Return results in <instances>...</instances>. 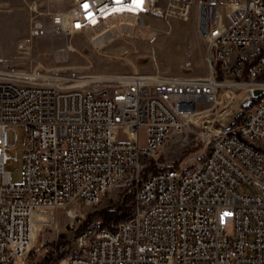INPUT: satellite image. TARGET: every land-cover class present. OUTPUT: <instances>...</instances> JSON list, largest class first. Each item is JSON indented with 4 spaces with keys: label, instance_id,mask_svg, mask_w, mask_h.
<instances>
[{
    "label": "built area",
    "instance_id": "built-area-1",
    "mask_svg": "<svg viewBox=\"0 0 264 264\" xmlns=\"http://www.w3.org/2000/svg\"><path fill=\"white\" fill-rule=\"evenodd\" d=\"M170 2L190 12V1ZM162 13L159 0H72L48 21L33 19L31 35H83L95 47L94 38L133 36ZM203 36L205 77L134 68L93 79V64L71 74L0 66V264H25L36 224L57 225V210L107 196L129 199L128 215L112 226L99 216L83 230L73 224L72 243L57 250L59 258L264 264V0H217ZM224 90L250 99L228 128L209 136L202 163L147 172L171 135L205 114L200 104H222ZM17 126L25 131L22 183L8 169L17 159Z\"/></svg>",
    "mask_w": 264,
    "mask_h": 264
},
{
    "label": "rangeland",
    "instance_id": "rangeland-1",
    "mask_svg": "<svg viewBox=\"0 0 264 264\" xmlns=\"http://www.w3.org/2000/svg\"><path fill=\"white\" fill-rule=\"evenodd\" d=\"M187 1L191 2L187 16L182 14L180 5L170 0H159L162 15L147 17L146 25L136 27L133 36L120 37L101 49L95 48L83 35L69 39L64 37L65 42L69 41L76 50L58 53L57 45L63 41L62 37H32V21L35 18L50 20L53 14L68 10L72 0H0V66L26 70L40 67L71 74L73 70L85 71L83 66L93 64L94 73H104V76L128 73L137 68L141 72L159 70L172 76L205 77L209 74V66L208 46L203 32L208 23L209 10L217 0ZM235 94L237 100L242 99L241 95ZM224 104L223 92L222 104L216 110H210L208 104H200L198 108L206 110L205 114H208L218 111ZM236 106L233 104L225 114H234ZM205 121V118H201L191 123L185 131L171 135L160 157L153 161L149 169L162 170L172 166L194 169L199 166L209 149V137L202 133L203 130L209 131L210 123L201 128ZM15 130L18 142L11 152L17 155V159L8 169L15 183H22L25 131L22 126H17ZM13 135L10 132L12 142ZM141 145L142 148L146 147L144 129L141 132ZM120 205L115 198L107 196L98 205L72 202L65 209L57 210L54 220L57 225L38 224L36 247L29 251L25 264H44L46 256H52V253V264H59L65 257L59 258L58 249L53 250L51 244L63 239L69 240L67 245H70L75 235L73 224L79 229L83 225L77 224L78 217L90 221L98 217L99 212ZM76 215L78 217L74 218Z\"/></svg>",
    "mask_w": 264,
    "mask_h": 264
},
{
    "label": "bare ground",
    "instance_id": "bare-ground-1",
    "mask_svg": "<svg viewBox=\"0 0 264 264\" xmlns=\"http://www.w3.org/2000/svg\"><path fill=\"white\" fill-rule=\"evenodd\" d=\"M111 37L112 36H108V37H105V38H94L93 44L95 45V47L97 49H101V48H103L105 46L106 43H108L109 41L112 40ZM62 40L63 41L61 42V44L57 45V52L60 53V52L73 51V49L71 47L67 46L64 37H62ZM83 67H85V66H83ZM102 74H104V73H100L98 75L94 74L93 75V79H96V78L102 79V78H105V77H107L109 79H113L112 77L104 76ZM224 98L226 100V104H224L218 111H215L213 113L203 114V115H197V116H194V117L191 118V120L194 123L197 120L201 119V118H203V119L205 118L206 121L203 122V124L201 125V128H202L203 125H206V124L210 123L209 131L208 130L207 131L203 130L202 134L205 137H209L211 134L217 133L220 128L216 125V122H218L219 120H222V119L226 118L227 116H229L228 113H227L228 115L225 114V113L228 112V110L232 107L233 104L238 105V103L241 101V99L240 100L236 99V94H235V92L233 90H224ZM240 111L241 110H239V112L236 114V116L240 113ZM70 213H71V210H70ZM37 227H38V224H36L35 229H34L33 241L31 243L30 250L32 249V247H36V229H37ZM59 264H68V261L66 259H63Z\"/></svg>",
    "mask_w": 264,
    "mask_h": 264
},
{
    "label": "trees",
    "instance_id": "trees-1",
    "mask_svg": "<svg viewBox=\"0 0 264 264\" xmlns=\"http://www.w3.org/2000/svg\"><path fill=\"white\" fill-rule=\"evenodd\" d=\"M150 170L152 169H148L147 172ZM128 203H129V199H126L124 203L118 206L117 208L103 210L98 213V216H101L108 225L112 226V223L115 220H118L128 215L129 213ZM88 222H89L88 220L83 221L82 222L83 225L80 230L85 229ZM69 242H70L69 240L61 239L60 241L56 243H52L51 246L53 247V250L59 249L60 247L67 245ZM53 260H54V255L52 253V256L51 255L46 256L44 264H52Z\"/></svg>",
    "mask_w": 264,
    "mask_h": 264
},
{
    "label": "water",
    "instance_id": "water-1",
    "mask_svg": "<svg viewBox=\"0 0 264 264\" xmlns=\"http://www.w3.org/2000/svg\"><path fill=\"white\" fill-rule=\"evenodd\" d=\"M262 93L261 90H255L254 94L255 95H260ZM250 99V95L245 96L244 98L241 99V101L238 103L236 109H235V113L231 114L229 116H227L226 118L219 120L218 122H216V125L219 128H228L234 121L236 114L239 112V110H241V107L247 103Z\"/></svg>",
    "mask_w": 264,
    "mask_h": 264
},
{
    "label": "snow or ice",
    "instance_id": "snow-or-ice-1",
    "mask_svg": "<svg viewBox=\"0 0 264 264\" xmlns=\"http://www.w3.org/2000/svg\"><path fill=\"white\" fill-rule=\"evenodd\" d=\"M134 2H140V3H142V2H143V0H134ZM84 7H85V8H87V7H88V5H87V4H85V5H84ZM225 215H227V213H225Z\"/></svg>",
    "mask_w": 264,
    "mask_h": 264
}]
</instances>
